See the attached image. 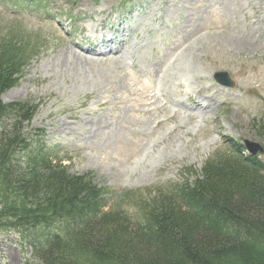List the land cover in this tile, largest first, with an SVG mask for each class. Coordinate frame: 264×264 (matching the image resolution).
Segmentation results:
<instances>
[{
    "label": "rangeland",
    "instance_id": "1",
    "mask_svg": "<svg viewBox=\"0 0 264 264\" xmlns=\"http://www.w3.org/2000/svg\"><path fill=\"white\" fill-rule=\"evenodd\" d=\"M133 1L61 0L53 11L67 31L53 32L51 43L44 40L19 84L2 94L5 102L42 103L31 125L23 128L27 135L45 129L49 145L56 146L71 172L96 173L97 183L114 190L110 202L126 190L146 194V188L167 189L183 181L187 170L200 169L207 157L223 151L229 137L264 144L252 126L264 118V0ZM43 19L29 8L21 14L11 0H0V41L20 28L34 32L35 39L48 29ZM118 22L132 28L123 51L138 57L163 46V59L201 36L185 47L164 77L166 101L154 90L155 79L131 76L124 59H105L103 54L80 58L84 37L116 30L112 26ZM218 70L230 71L234 89L214 81ZM200 94V102L211 107L190 116L192 99L187 97L198 99ZM217 97L225 105L212 103ZM201 115L211 122L214 118L221 131ZM169 125L175 126L170 136L151 147L150 139ZM22 246L15 232H0V264H35Z\"/></svg>",
    "mask_w": 264,
    "mask_h": 264
},
{
    "label": "trees",
    "instance_id": "2",
    "mask_svg": "<svg viewBox=\"0 0 264 264\" xmlns=\"http://www.w3.org/2000/svg\"><path fill=\"white\" fill-rule=\"evenodd\" d=\"M15 52L0 43V230L18 231L38 264H264L261 162H211L193 187L153 198L142 220L106 209L92 176L23 131L36 105L1 100L18 82Z\"/></svg>",
    "mask_w": 264,
    "mask_h": 264
},
{
    "label": "water",
    "instance_id": "3",
    "mask_svg": "<svg viewBox=\"0 0 264 264\" xmlns=\"http://www.w3.org/2000/svg\"><path fill=\"white\" fill-rule=\"evenodd\" d=\"M252 148V147H251Z\"/></svg>",
    "mask_w": 264,
    "mask_h": 264
}]
</instances>
